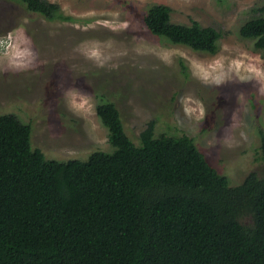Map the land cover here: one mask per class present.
<instances>
[{"label":"rangeland","instance_id":"rangeland-1","mask_svg":"<svg viewBox=\"0 0 264 264\" xmlns=\"http://www.w3.org/2000/svg\"><path fill=\"white\" fill-rule=\"evenodd\" d=\"M75 21H49L17 1L0 0V114L32 124L47 158L87 160L112 151L96 106L119 109L134 143L150 120L156 134H187L231 186L262 173L264 54L240 36L264 0H49ZM172 21L221 32L216 53L152 34L153 4Z\"/></svg>","mask_w":264,"mask_h":264},{"label":"trees","instance_id":"trees-1","mask_svg":"<svg viewBox=\"0 0 264 264\" xmlns=\"http://www.w3.org/2000/svg\"><path fill=\"white\" fill-rule=\"evenodd\" d=\"M17 1L49 21H75L49 0ZM240 27L264 54V5ZM151 5L149 31L216 53L221 32L172 21ZM112 151L49 159L32 124L0 114V264H264V170L231 186L187 134H156L150 120L133 142L117 106H96ZM264 160V131H259Z\"/></svg>","mask_w":264,"mask_h":264}]
</instances>
